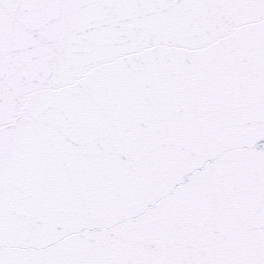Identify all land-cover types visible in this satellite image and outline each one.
I'll list each match as a JSON object with an SVG mask.
<instances>
[{"label": "snow or ice", "instance_id": "1", "mask_svg": "<svg viewBox=\"0 0 264 264\" xmlns=\"http://www.w3.org/2000/svg\"><path fill=\"white\" fill-rule=\"evenodd\" d=\"M0 264H264V0H0Z\"/></svg>", "mask_w": 264, "mask_h": 264}]
</instances>
